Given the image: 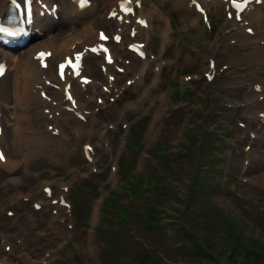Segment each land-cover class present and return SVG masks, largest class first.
<instances>
[{
	"label": "rangeland",
	"instance_id": "1",
	"mask_svg": "<svg viewBox=\"0 0 264 264\" xmlns=\"http://www.w3.org/2000/svg\"><path fill=\"white\" fill-rule=\"evenodd\" d=\"M161 1L146 0L145 7L153 9ZM165 11L172 13L174 41H162L158 30L149 34L145 48L152 66L142 87L132 88L131 75L113 68L121 77L117 87L123 88L122 96L106 93L101 57L90 55L83 71L106 95L91 98L85 120L72 116L62 133L52 130L42 117L49 108L33 93L22 96V80L17 113L14 93L8 96L10 106H1L11 158L16 155L22 163L12 171L0 166V260L11 252V261L19 264H253L246 261L247 253H264V184L247 179L264 174V122L246 108L253 82L264 73L237 61L252 46L224 44V13L218 18L209 13L210 28L199 16L198 22L195 17L182 21L170 4ZM102 12L99 5L94 15L99 18ZM94 25L108 34L115 30V23L100 19ZM159 25L157 19L154 26ZM59 31L60 26L55 28ZM39 40L35 36L24 50ZM113 48L119 52V66L126 64L130 55L120 44ZM54 65L55 60L53 73ZM150 89L155 93L149 95ZM47 92L54 103L57 88L50 86ZM16 114L19 138L11 135ZM34 132L55 139L67 136L63 142L72 151L70 160L54 140L30 139ZM85 143L93 146L90 160L83 156ZM119 170L141 172L152 179L151 186L137 185L132 191ZM197 180L200 191L191 194L189 186ZM83 182L87 189L81 191ZM44 184L51 186L52 196H42ZM116 186L122 191L114 193ZM60 195L71 199L73 208L59 204L57 209L59 202H52ZM37 197L43 198L42 209L33 206ZM146 209L158 213V222Z\"/></svg>",
	"mask_w": 264,
	"mask_h": 264
},
{
	"label": "bare ground",
	"instance_id": "2",
	"mask_svg": "<svg viewBox=\"0 0 264 264\" xmlns=\"http://www.w3.org/2000/svg\"><path fill=\"white\" fill-rule=\"evenodd\" d=\"M35 1L41 6L48 7V9H51L52 5L56 4V2L54 1H57V13L59 15V19L62 18V22L56 24L54 17L51 14H46L43 18H37L33 24V31L34 29H37L38 31L34 34L40 33L38 34L40 36V40L34 43L31 47H26V51L24 50L25 45L7 48L3 46V48H0V62L5 61L7 63L6 71L4 75L0 77V112L1 104L5 105V107L9 105L10 98L8 96L11 93H14L12 101L15 104L14 110L17 113L18 105H20L18 100V85L22 80L24 83V94L22 96L24 98H27L28 96H30V94L33 93L38 102L43 105L44 108H49V113H51V116H42L49 121V123L47 124H52V129L59 130V133H62V127L69 126L67 124L71 121L72 116L76 115L77 111L85 115L84 110L88 107L91 98L94 97L95 100L97 96H101L103 92L97 91L93 79H91L88 84L85 85L81 84L78 78L73 79L71 76H69L64 82L60 81L57 76L53 74V72H51L52 62L55 60L56 65V62L62 58L63 55H61L60 53L61 50H63V52H65L66 54L75 51L72 48L73 46L76 47L78 45H81L83 48H88L89 45L97 42V30L96 26L94 25L95 20L100 19L102 24L114 22L116 24V29L123 31V29L128 27V25L124 23V20L129 17L123 16L124 19H122V21H118L116 17L120 15V12L117 13L115 18H111L108 16V14L117 11V8L114 7L116 6L118 0H89V4L87 6H79L74 0ZM145 2L146 0H141V5L137 9V16H135V18L145 19L147 26L145 28L141 27L137 25L133 19L131 26L133 27V30H135V34L132 39L127 37V40H130V42L142 41L138 39L139 37H144L147 40L149 38V34L155 30L159 31V35L162 38V41L166 43L174 41L172 35L173 31L171 29V25L173 23L171 16L172 13L170 14V12L165 11V7L167 4H170L174 7V11L172 12L179 15L182 18V21H189L195 17L198 22V13L196 12L190 0H162L161 3L153 9H146ZM201 2L206 10L211 11L216 17L222 15V13L225 12L226 3L222 0H204ZM99 5L102 6L103 12L99 15L98 18L94 15V12ZM1 11L2 8L0 9V12ZM157 19L161 22V25L155 27L154 23ZM227 22L228 26L224 35V44L228 46L229 43H231V40H235L236 43H246L248 46H252L253 50L249 52L246 50L247 55L245 54L244 57L237 59V61L243 59L244 61H246V63H250L254 68L258 67L259 70L261 69L264 73V0H261L260 4H250L249 9L243 12V21L241 23L237 22L235 17H232L230 20L227 19ZM58 26H60V31L59 33H55V28ZM248 27L252 28L251 34L246 32V28ZM262 40L263 42L260 44V41ZM120 43L123 44L122 39L120 40ZM41 49H49L51 51V56L49 57L47 66L45 68L41 67L39 64V60L34 57L35 53ZM86 52L87 56H90L88 51ZM57 56L59 58H57ZM114 56H117V54H114ZM151 64L152 62L148 57H145V60L143 61H139L135 55H131L129 63L124 66L123 74H130L132 76V88H139L143 86V79L150 71V66H152ZM229 64L233 65L234 62H231ZM110 74H112L111 65H105V82L103 83V85L107 86L110 93L116 92L115 94H117V96H122L121 92L123 91V88L117 87V82L120 81L121 77L117 75L114 77L113 81H110L108 79ZM46 80H49V82H54L57 85L58 95L55 103H52L51 100L48 101L47 99L40 97V92H45L48 89V86L45 84ZM67 82L70 83L72 95L76 99L74 107L71 106L70 102L66 101L64 97L63 87ZM253 85V87L259 86L260 91L253 92L252 94L248 95V105L246 106V108L255 116V119L259 122L264 120V117H258L260 113L264 114V79H256ZM146 91L147 93H149V95L155 93L154 89ZM81 95H83V97L88 96L89 101H84ZM105 95L106 94H104V96ZM55 111L60 112L58 116L55 115ZM2 115L3 114L0 115L1 118ZM89 117L96 121L93 114H89ZM17 119L18 115L16 114L12 121L16 123ZM76 125L79 129H81V123L79 121H76ZM79 129L73 128V130L76 132H79ZM20 130L21 129L17 127L16 123L14 125V129H11V135L15 136L16 138L21 137L19 136ZM33 135L34 136L32 138L30 137V139L32 140H34L36 137L39 140H45L44 142L54 140V143H58L56 145H58L59 147H65L64 152L66 153V155L64 157L66 160H70L72 151L69 150L63 142L64 139L66 140L67 136L65 138L62 137V139H55L51 136H48L47 134L42 136V134L38 132H34ZM4 136L5 130L3 129L2 133L0 134V148L2 145L5 147V158L3 161H0V166L6 168V170L8 171H12L14 169H17V167L20 166V163L22 162L18 160V157L16 155L15 158H11V153ZM32 140L31 142L33 143L34 141ZM249 157L252 159L254 158L251 154H249ZM26 158L27 157H25V159ZM250 177L247 176V179L252 180L258 185L264 184V174H260L259 177H254L253 179H250ZM17 179L18 178H15V180ZM42 196L44 197L46 196V194L43 192ZM18 200L19 196H17L16 199H13L11 203H15ZM34 202L41 204L42 209V204H44L43 198L38 199L37 197ZM56 208L59 209V205H57ZM4 238V241L6 239H9V237ZM11 255V252L5 254L2 260H0L1 264H13L10 259Z\"/></svg>",
	"mask_w": 264,
	"mask_h": 264
},
{
	"label": "trees",
	"instance_id": "3",
	"mask_svg": "<svg viewBox=\"0 0 264 264\" xmlns=\"http://www.w3.org/2000/svg\"><path fill=\"white\" fill-rule=\"evenodd\" d=\"M120 175L122 176V178L124 180L127 181L128 184H135L137 182V179L139 178L138 175H133L132 173H129V172L125 171V170H120ZM195 186H197V182H195ZM84 187H85V185L84 186L82 185V188H84ZM121 189H122L121 187L120 188L117 187V190H115L114 192H118ZM160 207H161V205H160ZM201 249H203V248H201ZM250 260H254L253 264L264 263V253L261 250H259V249H255V250L252 249L246 255V261L248 262Z\"/></svg>",
	"mask_w": 264,
	"mask_h": 264
},
{
	"label": "snow or ice",
	"instance_id": "4",
	"mask_svg": "<svg viewBox=\"0 0 264 264\" xmlns=\"http://www.w3.org/2000/svg\"><path fill=\"white\" fill-rule=\"evenodd\" d=\"M238 9H240V5L239 4H237V5H235ZM102 39L104 38L103 37V35H102V37H101ZM79 59V58H78ZM0 74H2V70H0ZM3 159V156L2 155H0V160H2Z\"/></svg>",
	"mask_w": 264,
	"mask_h": 264
}]
</instances>
